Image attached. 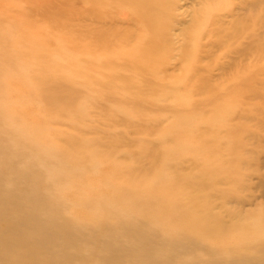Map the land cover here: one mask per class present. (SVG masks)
Masks as SVG:
<instances>
[{
    "label": "bare ground",
    "instance_id": "1",
    "mask_svg": "<svg viewBox=\"0 0 264 264\" xmlns=\"http://www.w3.org/2000/svg\"><path fill=\"white\" fill-rule=\"evenodd\" d=\"M68 9L0 29V264H264V0Z\"/></svg>",
    "mask_w": 264,
    "mask_h": 264
},
{
    "label": "rangeland",
    "instance_id": "2",
    "mask_svg": "<svg viewBox=\"0 0 264 264\" xmlns=\"http://www.w3.org/2000/svg\"><path fill=\"white\" fill-rule=\"evenodd\" d=\"M55 17L61 20L70 18L68 0H0V29L9 28V34L14 36L21 34L16 41L25 46L29 44L25 38L36 44L44 41L42 37L46 33L50 35L46 39L50 44L52 35H55ZM253 174L256 178V172Z\"/></svg>",
    "mask_w": 264,
    "mask_h": 264
}]
</instances>
